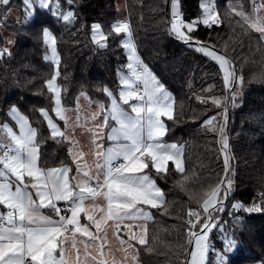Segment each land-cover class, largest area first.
Instances as JSON below:
<instances>
[{
    "label": "trees",
    "instance_id": "16d2710c",
    "mask_svg": "<svg viewBox=\"0 0 264 264\" xmlns=\"http://www.w3.org/2000/svg\"><path fill=\"white\" fill-rule=\"evenodd\" d=\"M202 1L179 0L177 9L185 22L202 16ZM256 1L213 0L223 22L211 28L198 25L193 33L198 41L225 55L243 79L242 84L231 86L237 91L236 106L227 112L226 132L232 155L228 178L233 183L224 211L215 214L217 223L226 230L235 229L239 239L236 251L227 258L228 264L264 260V212H237L232 208L236 202L245 206L264 202V39L229 6L239 2L250 13L259 11ZM60 4L61 9L75 12L72 23L64 22L48 9H37L39 15L26 22L22 0H10L8 6L21 11L20 20L9 18V11L5 18V8L0 6V50L10 48L11 53L0 58V125L14 123L8 112L13 105L18 107L37 129L41 166L71 163L70 141L53 139L40 113V109H47L53 114L54 108V95L45 84L53 75L54 63L45 59L47 45L42 28H50L57 40L63 105L73 108L77 98L86 94L108 106L110 98L103 89L117 93L121 88L120 73L128 71L123 67L128 61L121 45L126 35H109L107 46L102 48L93 42L91 26L99 23L108 34L111 25L126 16L127 8L141 58L173 94L175 112L173 119H167L165 139L184 145L185 162L183 173L173 163L166 174L149 168L166 199L164 208H151L148 243L137 244V259L140 264H186L190 248L188 210H199L209 187L225 179L224 155L216 130L218 124L224 123L223 108L212 102H224L230 95L222 69L216 61L171 34V0L169 8L167 0H73L72 5L60 0ZM8 33L15 35L11 46L6 41ZM210 117L216 120L205 126ZM204 215L201 211V217ZM237 216L242 217L243 225L235 220ZM220 233L218 227L209 233L212 248L217 251L222 247ZM207 264H217L216 251H210Z\"/></svg>",
    "mask_w": 264,
    "mask_h": 264
},
{
    "label": "snow or ice",
    "instance_id": "6c2138e0",
    "mask_svg": "<svg viewBox=\"0 0 264 264\" xmlns=\"http://www.w3.org/2000/svg\"><path fill=\"white\" fill-rule=\"evenodd\" d=\"M22 3L25 5L26 22L39 15L36 11L37 5L41 9H50L54 5L53 14L66 23H72L76 18L71 8L68 11L61 9L60 0H22ZM65 3L72 5L73 0H65ZM178 4L179 0H171V34L216 61L225 72V86L230 90V95L224 98V102L218 99L212 101L223 108L221 117L224 123L218 124L216 130L224 155L225 179L209 187L199 210H188L187 215L190 219L187 244L190 251L187 253L186 264H207V256L212 248L209 233L217 227L222 233V247L218 251L215 249L213 251H216L217 264H228L227 254L238 247L239 239L235 229L226 230L217 223L215 214L224 211L222 201L226 199L233 183L228 178L232 155L226 132L227 112L229 107L236 106L237 91L232 90L231 86L233 83L242 84L243 79L235 76L234 69L230 70V62L226 56L217 53L213 46L198 41L193 35L198 30V25L211 28L223 22L212 0H206L201 4L203 14L192 22H185L182 19L181 13L177 10ZM9 5L10 0H0V6L5 8V18L10 11ZM236 15L245 23L250 20L245 13L236 12ZM250 27L264 39V18L256 16ZM91 28L93 42L102 48L107 46L109 35L125 34L126 38L122 39L121 45L127 50L128 61L123 66L128 73H120L119 83L122 87L119 97L117 98L109 89H103L111 103L110 107L99 104L102 120L96 124L97 131L92 135L95 173L91 172L86 162L78 163L76 157H73V161L77 163L79 179L72 178L74 183L70 181L68 175L72 169L66 165L40 168L37 129L33 128L28 117L13 105L8 116L15 122L17 128L14 129L8 123L0 125V133H3L0 135V205L7 209L6 212H0V264H67L64 258V241L71 236V246L75 249L77 233L90 238L92 243L99 244L102 254L103 244L100 243L99 235L101 220L105 223L112 221L117 229H120L124 221H143L139 225L124 224V230L141 231L146 236L147 225L152 216L144 206L153 209L164 208L165 197L163 190L156 185L154 179L144 173V169L151 163L158 174H166L167 163L172 161L177 171L184 172L182 148L176 144H166L162 140L167 129L161 117L173 119L171 94L148 65L143 63L133 42L131 25L126 21H118L111 25L108 34H105L99 23H94ZM42 35L44 43L51 48V56H45V59L54 62L53 75L45 84L54 95L53 111L60 120L67 122V110L62 106L61 89L57 84L60 76L57 40L46 26L42 28ZM6 54H11L8 49L0 50V58ZM123 105H128V108ZM40 113L47 121L53 139L57 137L61 140L67 139L65 132L54 122L47 109H40ZM91 119L96 121L98 115L93 113ZM110 120L113 122L111 126ZM215 120V117H210L205 121V126L212 125ZM105 128L108 129L106 138L111 141L107 148L101 143L105 139L102 134ZM69 152L71 155L72 150ZM83 155V152L79 153L81 160ZM184 179H187V176ZM101 196L106 201L107 215L106 218L97 219L88 214L86 208L94 206L96 198ZM89 200L93 201V205L86 206L85 202ZM58 202H66L68 207L61 208ZM45 208L51 209L56 218L45 215L43 212ZM232 208L237 212H264V202L252 206L236 202ZM201 211L205 213L203 217ZM82 213L87 221L95 226V232L90 230L89 224H81ZM235 220L243 225L242 217L237 216ZM106 234L105 232L104 235ZM133 239L137 237L135 235L129 237L130 241ZM121 242L124 243L123 240ZM138 243L146 244L148 241L140 238ZM129 246L132 247L131 244Z\"/></svg>",
    "mask_w": 264,
    "mask_h": 264
},
{
    "label": "crops",
    "instance_id": "0c3cea01",
    "mask_svg": "<svg viewBox=\"0 0 264 264\" xmlns=\"http://www.w3.org/2000/svg\"><path fill=\"white\" fill-rule=\"evenodd\" d=\"M255 11L259 12V13H257L258 14L257 16H260V17L262 16V14H261L262 12H260L258 10H255ZM171 13H172V5H171ZM249 17H250L249 22L253 23L251 20L254 21L256 17H252L251 15ZM125 38H126V36H125ZM133 42L135 43L134 38H133ZM9 50H10V48H9ZM125 52L127 54V50L126 49H125ZM137 52H138V49H137ZM219 54H221V53H219ZM139 56H140V54H139ZM231 65L232 64L230 63V66ZM127 73H128V71L126 73H124V74H127ZM120 89L118 90L117 93L112 92L114 95L117 96V98L119 97ZM166 90L171 94V97H172V100H173V115H174L175 108H174L173 94H172V92L169 89L166 88ZM82 95L83 94H81L77 98V101L79 100V98H84L83 106H85V107L95 106L100 111L99 104H101V103L104 104V102L102 100H100V99H92L88 95H87V97H82ZM96 100H98V101H96ZM77 101H76L75 106L77 105ZM96 102H98V103H96ZM110 103H111V101L109 100L108 107H110ZM75 106L73 108H75ZM123 107H125L127 109L128 105H123ZM73 108H69V110L73 109ZM66 110H67V108H66ZM100 113H101V111H100ZM49 114L52 116L54 122L57 123V125L60 127V129L66 133L67 130H66V122H65V120H60L59 117L56 116L54 111H53V114H51L50 112H49ZM76 114H79V112L76 113ZM161 119L164 122V124L166 126V129H167V119L168 118L166 116H164V117H161ZM7 123L9 125L13 126L14 129L17 128V126L15 125V122L14 123L7 122ZM112 123L113 122L110 120L109 121V125L111 126ZM107 134H108V129L105 128L104 132H103V135L105 136V139L101 141V143H103L105 148L109 147L110 144H111V141H108L107 138H106ZM0 135H3V133H0ZM69 135H71V136H69ZM165 135L162 138L164 143H166V144H176L177 146L182 148L183 155H182L181 159H182V166H183V169H184V167H185L184 145L183 144H179V143L174 142V141L166 140L165 139ZM66 137L70 141L69 150L70 149L72 150V148L74 146V142H75L73 140V136H72V134H68V135H66ZM81 152H83V154H84L82 160L80 159L79 153L77 154V156H75L71 152V159H72L71 163L62 164V165H59V166H53V167H61V166H65L66 165L69 168H71L72 171L68 175H69L70 181H72L73 183L75 181L72 178H75L76 180L79 179V177L77 175V171H76L77 163H74L73 157H76V161L78 163H80V164L85 163L86 162V158L87 159L90 158L88 166L91 169V172L93 174L95 173V167H94L95 159H94V155L92 154V155L89 156L83 150H80V153ZM39 156H40V152H39ZM170 163H173V165L175 166L174 162L169 161L167 163V168H168V165ZM38 164H39V167L42 168V169L53 168V167H43V166H41L40 160L38 161ZM151 167L153 168L151 163H149V167L147 169H144V173L148 174L152 179L155 180V178L149 172V168H151ZM102 179H103V177H101V180ZM156 185L161 189V187L157 183V181H156ZM164 197H165V194H164ZM165 199H166V197H165ZM60 203H66V202H58V206H59ZM85 204H86V206L87 205H93V201L92 200L86 201ZM144 207H145L146 211H149L151 213V216H152V219H153V214H152V210H151L150 206H144ZM6 211H7L6 207L3 206V205H0V212H6ZM86 211L88 212V214L93 215L97 219H100L101 217H105L106 218L107 205H106V201L103 198V196L96 198L94 206L87 207ZM43 212H44L45 215L52 216L54 219L56 218V214L49 208L43 209ZM80 220H81V224H86V223L89 224L90 230L95 232V226L91 222L87 221L86 216L83 213L81 214ZM142 223H143V221H124L123 224H121L120 229H117L112 221H107L105 223L104 220H101V233L99 235L101 237L100 243L103 244L102 254H101V249L99 247V244H94V243H92L90 238L83 237L81 234L77 233L76 234V248L75 249H73L72 246H71V243H72V237L71 236H69L68 240L64 241V245H63L64 258L67 261V264H140L138 259H137V252H138L137 244H139L138 240L140 238L147 239V235L144 236L141 231H135V230L125 231L124 230V224L139 225V224H142ZM147 227H148V225H147ZM105 232L107 233L106 235H104ZM66 235H68V234H66ZM132 235H135L137 237V239H133V240L130 241L129 237L132 236ZM122 240L124 241V243L121 242ZM85 244H87V247H85ZM130 244L132 245V247L129 246ZM131 253H134L136 259L132 258ZM57 256H59V248L57 250ZM93 257H95V260H93ZM249 264H264V260H259V261H256L254 263H249Z\"/></svg>",
    "mask_w": 264,
    "mask_h": 264
},
{
    "label": "rangeland",
    "instance_id": "374dc122",
    "mask_svg": "<svg viewBox=\"0 0 264 264\" xmlns=\"http://www.w3.org/2000/svg\"><path fill=\"white\" fill-rule=\"evenodd\" d=\"M205 2H206V0H203L202 4L205 3ZM212 2H213V0H212ZM256 2H257L256 6L258 7L259 11L262 12L261 13L262 14L261 17L264 18V0H257ZM229 6H230V8L235 9L236 10L235 12H242V13H245V14H247L249 16L251 15L252 17H256L258 15L257 13H259L257 11H253V12H250V13L245 12L243 7H242V5H241V3H239V2H231L229 4ZM24 8H25V5H24ZM37 9H41V8H39V5L36 6V10ZM69 9L70 8H66V9H62V10L63 11H68ZM48 10H50L53 13V11L55 10L54 5L52 6V8H50ZM8 17L9 18H16L17 20H20L22 18L21 11L18 8L13 7L8 12ZM2 18H3V15L0 12V22H1ZM24 19H26V15L24 16ZM170 21H171V19H170ZM251 21L254 22L255 20L254 21L251 20ZM53 34H54V32H53ZM14 39H15V35L11 34V33H8L6 35L7 45L11 46L12 42H14ZM56 48H57V44H56ZM57 52H58V49H57ZM45 56H49V57L51 56V48H50L49 45H47V52H46ZM58 57H59V60H60L59 52H58ZM48 60L52 61L51 59H48ZM231 69H232V67L230 66V70ZM222 72L225 75V72H224L223 69H222ZM57 84L59 85L58 79H57ZM60 89H61V87H60ZM82 97H87V95L83 94ZM96 101H98V100H96ZM61 102H62V98H61ZM96 103H98V102H96ZM83 104H84V98H79V100L77 101V105L75 106V108H73L74 110L73 109L69 110V108H67V112H66V121H67L66 122V130L67 131H66L65 134L66 135L72 134V136H73V140L75 142H74V146L72 148V153L75 156H77V154L80 153V150L85 151L87 153V155H89V156L93 154L94 145L92 143V135H93V132L97 131L96 124L100 123L101 120H102V114L97 109V107H95V106L85 107V106H83ZM62 106H63V104H62ZM54 107H55V104H54ZM63 108L66 109L64 106H63ZM20 112H21V110H20ZM78 112H79V114H76ZM93 113H96L98 115V119L96 121H93L91 119V116H92ZM103 132H104V129L102 130V134H103ZM69 136H71V135H69ZM94 159H95V157H94ZM89 161H90V158L89 159L86 158L87 165H89ZM221 235H222V233H220V236ZM213 249L214 248H210V250H209V253H208V256H207V262H208V259H209L210 251L213 250ZM189 251H190V248H189ZM235 251H236V249L233 252H235ZM233 252L228 253L227 254V258ZM131 256L134 259V257H135L134 253H131Z\"/></svg>",
    "mask_w": 264,
    "mask_h": 264
},
{
    "label": "built area",
    "instance_id": "2783aa9c",
    "mask_svg": "<svg viewBox=\"0 0 264 264\" xmlns=\"http://www.w3.org/2000/svg\"><path fill=\"white\" fill-rule=\"evenodd\" d=\"M126 12H127L126 16L124 18L120 19L119 21H126V22H128L131 25L132 37H133V26H132V22L130 20V17L128 15L127 8H126ZM180 13H181V16H182V12H180ZM170 14H171L170 15V19L172 20V13H170ZM141 59H142L143 63L145 64V61L143 60V58H141ZM139 87H142V86H139ZM59 207H61V208H67L68 205H67V203H60L59 204ZM64 214H66V213H62V215H64ZM66 234H68V233H66Z\"/></svg>",
    "mask_w": 264,
    "mask_h": 264
},
{
    "label": "water",
    "instance_id": "95a60500",
    "mask_svg": "<svg viewBox=\"0 0 264 264\" xmlns=\"http://www.w3.org/2000/svg\"><path fill=\"white\" fill-rule=\"evenodd\" d=\"M167 6L168 8L170 7V0H167ZM168 28L170 29V22L168 23ZM235 76L238 77V71L237 68L235 67ZM235 84V83H234ZM228 199V196L226 197V199L222 202V204H225L226 201Z\"/></svg>",
    "mask_w": 264,
    "mask_h": 264
}]
</instances>
